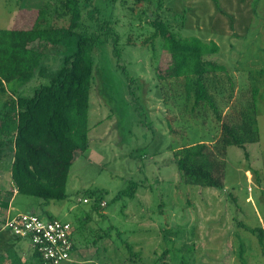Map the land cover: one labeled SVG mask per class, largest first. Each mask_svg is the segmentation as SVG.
<instances>
[{"label": "rangeland", "instance_id": "obj_1", "mask_svg": "<svg viewBox=\"0 0 264 264\" xmlns=\"http://www.w3.org/2000/svg\"><path fill=\"white\" fill-rule=\"evenodd\" d=\"M157 1L161 2L158 10ZM91 3L110 20V29L119 37L120 66H115L110 42L96 47L88 148L69 167L68 199L44 205L37 198L17 194L14 208L27 212L33 207L42 218H47L44 211L72 225L78 252L68 264H240L239 242L244 244L245 264H264V246L241 226L264 231V0ZM92 4L83 5V20L76 31L89 24L86 15ZM44 5L50 6V23L68 25L71 17L59 19L53 13L57 0H0V30H9L24 8ZM154 17H160L180 37L194 36L218 45V52L204 58L226 69V74H216L209 85L221 116L244 104L248 81L259 91V141L245 144L244 149L228 148L221 191L184 184L173 163L175 152L184 145L202 141L212 145L219 136V124L208 109L189 118L182 103L173 102L172 93L165 105L155 69H166L170 59L162 51L160 38L152 46L141 44L152 33ZM28 47L49 54L47 65L53 69L73 49L72 43L56 48L39 41ZM41 83L31 81L22 93L31 94ZM179 94L176 89L174 95ZM11 97L15 96L8 90L0 92V113L10 108ZM7 150L0 161V187L13 195L9 176L13 152ZM130 181L141 185L136 199L112 203ZM89 189L107 192L95 211L92 202L82 201ZM127 243L138 255L135 259ZM25 264H32L31 258Z\"/></svg>", "mask_w": 264, "mask_h": 264}, {"label": "trees", "instance_id": "obj_2", "mask_svg": "<svg viewBox=\"0 0 264 264\" xmlns=\"http://www.w3.org/2000/svg\"><path fill=\"white\" fill-rule=\"evenodd\" d=\"M79 1L57 0L58 7L53 13L59 19L65 15L71 17L66 26L50 23V6L44 5L33 10L24 8L16 14L9 30H0V92L8 90L15 96L11 97L10 108L0 113V161H4V153L11 149L13 155L9 170L14 189L17 194L37 198L44 205L68 199L65 185L69 167L88 148L89 96L96 47L110 42L115 66H120L119 37L110 29V20L93 7L92 0ZM136 1L139 5L143 0ZM88 3L92 4L86 15L89 24L76 31L81 24L83 5ZM160 6L161 2L157 1L156 9ZM150 25L152 33L141 44L152 46L160 38L162 51L170 59L166 69H155L165 105L166 98L172 93L173 102L179 100L188 111L189 118L192 119L202 109H208L219 124V136L212 145L205 141L184 145L175 152L173 163L184 184L221 191L225 188L228 148L237 146L244 149L245 144L259 141L256 120L259 91L248 81L244 104L232 107L225 117L221 116L209 85L216 74H226V69L204 58L218 52V45L194 36L180 37L160 17H154ZM37 41L56 48L72 43L73 49L63 57L61 65L53 69L47 65L49 54L28 47ZM128 42L134 44L130 38ZM35 79L43 83L36 86L31 94L24 95L23 89ZM176 89L180 91L179 95H174ZM187 105H190L188 109ZM168 128L170 134L175 133L170 122ZM139 186V183L130 181L111 202L124 198L135 200ZM106 194L104 190L89 189L84 192L82 201L92 202L91 209L95 211ZM7 195L10 198L12 194L6 192L0 199V209H7ZM42 213L48 220H59L48 212ZM241 226L257 237L261 247L264 246L262 228ZM17 238L28 241L32 264H47L41 254L32 249L28 238ZM127 249L132 258L138 257L128 243ZM238 249L240 264H245L242 242H239ZM77 252V245L73 242L72 254ZM150 264H155V261Z\"/></svg>", "mask_w": 264, "mask_h": 264}, {"label": "built area", "instance_id": "obj_3", "mask_svg": "<svg viewBox=\"0 0 264 264\" xmlns=\"http://www.w3.org/2000/svg\"><path fill=\"white\" fill-rule=\"evenodd\" d=\"M2 228L16 237L28 238L32 249H36L47 264L72 261L73 227L69 222L48 220L35 212H27L6 219Z\"/></svg>", "mask_w": 264, "mask_h": 264}, {"label": "crops", "instance_id": "obj_4", "mask_svg": "<svg viewBox=\"0 0 264 264\" xmlns=\"http://www.w3.org/2000/svg\"><path fill=\"white\" fill-rule=\"evenodd\" d=\"M3 189L0 187V195L5 196L6 193L4 192L7 191H4ZM14 191L15 193H13V195L11 196V199L8 202L7 209H0V214L3 215V219L0 220V264H25V261L28 257L31 258L32 262V251H30L28 241L18 239L10 233V230L2 228L5 220L13 217L14 215L20 213L35 212V208L33 207L30 208V210H28L27 212H18L13 205L14 198L15 196H17V192L15 189Z\"/></svg>", "mask_w": 264, "mask_h": 264}]
</instances>
